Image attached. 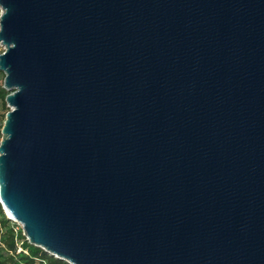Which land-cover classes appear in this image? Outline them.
I'll list each match as a JSON object with an SVG mask.
<instances>
[{"label": "water", "instance_id": "water-1", "mask_svg": "<svg viewBox=\"0 0 264 264\" xmlns=\"http://www.w3.org/2000/svg\"><path fill=\"white\" fill-rule=\"evenodd\" d=\"M0 204L68 264H264V0H0Z\"/></svg>", "mask_w": 264, "mask_h": 264}, {"label": "trees", "instance_id": "trees-1", "mask_svg": "<svg viewBox=\"0 0 264 264\" xmlns=\"http://www.w3.org/2000/svg\"><path fill=\"white\" fill-rule=\"evenodd\" d=\"M9 92L0 87V99L6 102ZM6 114L10 111L6 103L4 104ZM2 124V127H3ZM16 223L9 220L0 204V264H68L66 261L58 259L42 248L36 247L28 242L22 230H18Z\"/></svg>", "mask_w": 264, "mask_h": 264}, {"label": "rangeland", "instance_id": "rangeland-1", "mask_svg": "<svg viewBox=\"0 0 264 264\" xmlns=\"http://www.w3.org/2000/svg\"><path fill=\"white\" fill-rule=\"evenodd\" d=\"M1 11V9H0ZM5 51L4 47L0 45V54H2ZM4 81H5V74L3 72L0 71V87L4 86ZM6 103V102H5ZM1 99H0V141L2 139V124H3V120H4V115L6 113V109L4 108V104ZM7 105V103H6ZM6 215V213H5ZM7 217V215H6ZM16 227V229L18 230L19 228L22 230L23 232V228L17 223V225H14Z\"/></svg>", "mask_w": 264, "mask_h": 264}, {"label": "built area", "instance_id": "built-area-1", "mask_svg": "<svg viewBox=\"0 0 264 264\" xmlns=\"http://www.w3.org/2000/svg\"><path fill=\"white\" fill-rule=\"evenodd\" d=\"M5 212V211H4ZM8 218V217H7ZM9 220H11V219H9ZM12 222H14V223H16L14 220H11ZM17 224V223H16ZM20 225V224H19ZM21 226V225H20ZM22 227V226H21ZM26 237V236H25ZM27 239V238H26Z\"/></svg>", "mask_w": 264, "mask_h": 264}, {"label": "clouds", "instance_id": "clouds-1", "mask_svg": "<svg viewBox=\"0 0 264 264\" xmlns=\"http://www.w3.org/2000/svg\"><path fill=\"white\" fill-rule=\"evenodd\" d=\"M3 15V12L2 11H0V16H2Z\"/></svg>", "mask_w": 264, "mask_h": 264}]
</instances>
